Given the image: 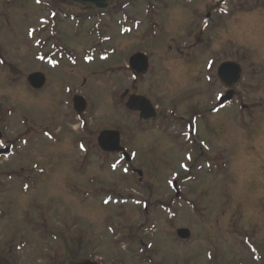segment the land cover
Listing matches in <instances>:
<instances>
[{"label":"rangeland","instance_id":"rangeland-1","mask_svg":"<svg viewBox=\"0 0 264 264\" xmlns=\"http://www.w3.org/2000/svg\"><path fill=\"white\" fill-rule=\"evenodd\" d=\"M233 1L113 0L96 22L95 10L64 0H0L1 145L16 144L0 166V264H264L262 30L256 38L246 29L255 18L240 25L238 12L208 31L210 42L185 34ZM138 53L150 68L135 82L129 60ZM45 56L51 63L37 59ZM205 57L244 68L237 97L217 112L226 89L216 70L210 82L191 77ZM36 71L50 80L40 95L28 84ZM75 93L92 102L83 133ZM135 95L157 120L127 108ZM105 130L121 133L132 161L97 150ZM74 136H85L88 152ZM182 228L191 240L177 237Z\"/></svg>","mask_w":264,"mask_h":264},{"label":"flooded vegetation","instance_id":"flooded-vegetation-1","mask_svg":"<svg viewBox=\"0 0 264 264\" xmlns=\"http://www.w3.org/2000/svg\"><path fill=\"white\" fill-rule=\"evenodd\" d=\"M238 0H234L233 2H231V3H234V4H232V7H233V9H229V8H227V6L226 5H222L221 4V6L220 5H214V8L212 7V8H210V9H212L210 12L209 11H206V14L204 15V21H203V23H202V25H201V27H200V32H199V34H195V29H194V23H193V25H191L190 27V30L188 29V31L187 32H185V34H186V36H188L189 38H191L193 41L195 40V41H200V39L201 38H204V37H206V39L205 40H210V36H208V31L209 32H211V29H213V30H216L218 33H220V31H221V29L223 28V26H225V25H230V24H228V22H226V21H228V19L229 18H231V17H234L235 15H236V13H238V12H240L239 13V16L240 17H238V21H239V19H240V25H242V23L244 24V21H242L241 20V18L242 17H245V18H247L248 17V19H254L255 18V23L253 22V25H249V26H247V28L246 29H252L253 30V33H254V31L256 32V35H255V37L257 38V37H261V36H263V40H264V0H263V2H258V0H252L251 1V3H250V8L249 7H247V3L248 2H241V0L240 1H238ZM236 3V4H235ZM226 6V8L224 9V7ZM243 6H245V7H247L245 10H243L242 9V7ZM237 8V9H236ZM223 9V10H222ZM207 10V9H206ZM231 10V11H230ZM237 11V12H236ZM199 13H202V12H199V11H197L194 15H193V17H192V20L193 21H195L196 19H194L196 16H198L199 15ZM110 12H94L92 15L90 14V16H88L89 18H91V20H96V22H98L99 20H101V19H105V18H108V17H110ZM78 16L79 15H73V17H75V20L76 19H78ZM223 16L225 17V20H222V18H223ZM252 17V18H251ZM199 19V17H197V20ZM260 30H262V34H261V36H260ZM57 36V35H56ZM53 38H49V40H48V42H44V43H47V47L46 48H48V47H50V43L51 42H55L53 39L55 38L54 36H52ZM210 42V41H209ZM63 48H60V47H57L56 48V53H58L60 50H62ZM50 50V49H49ZM53 52H54V50H53ZM51 55V54H50ZM211 61H213V59H208V57H205V58H203V59H200V63H202V66H200V64L199 63H197V60L195 61V64H193L194 66H197V64H199V66H198V68H197V70L195 71V73H191V77H193L195 80V82H198L200 79H199V77L198 76H200V78H201V76H202V78L203 79H205L206 81H208V82H210L211 81V74H210V72L212 71V70H216V72H217V74H216V76H217V79L220 81V83L222 84V82H221V80H220V78L218 77V72H219V68L221 67V65L222 64H224V63H227V62H235V61H232V60H229V61H224V62H221V63H219L218 64V66H213V65H211L210 64V62ZM191 62H192V60H191ZM236 63V62H235ZM238 64H240V63H238ZM243 67V66H242ZM244 69V68H243ZM199 71L201 72V75L199 74L198 75V73H199ZM198 72V73H197ZM35 73H43V72H41V71H36ZM243 73H244V71H243ZM44 75H45V85H44V87L41 89V90H39V91H36V90H34V89H32L30 86V90H31V92H33L34 94H36V95H40V94H42V92H45V90L47 89V87L50 85L49 84V76H48V74H45V73H43ZM198 77V78H197ZM243 80V79H242ZM242 82V81H241ZM240 82V83H241ZM239 83V84H240ZM222 86L226 89V86L225 85H223L222 84ZM237 88V87H236ZM235 90V89H234ZM237 91V90H236ZM227 92H228V90L226 89L225 90V92L223 93V94H221V95H218V97H217V101L218 102H220V100H221V98L222 97H224V96H226V94H227ZM235 92V91H234ZM76 95H78V94H73L72 95V100L71 101H73L74 100V98H75V96ZM82 95V94H81ZM86 96V95H85ZM237 97V96H236ZM235 97V98H236ZM86 99H87V102H86V108H87V110L84 112V113H78L79 111L77 110V109H75V104H74V102L72 103V105L70 106L71 107V111L73 112V117L72 118H74V121H75V123H77V124H75L76 126H79V121L80 122H82L83 123V121L85 122V128H84V130H82L81 132L83 133L84 131H86V129H87V126H88V123H87V118H86V116L88 115V113L90 112V111H92L93 110V107L90 105L91 103H90V99L86 96ZM70 102V101H69ZM64 105H66V104H64ZM242 106V108H243V104L241 105ZM221 107H218V108H214L215 109V111L217 112L219 109H220ZM248 109V108H247ZM199 114V113H198ZM160 114H158V116H159ZM195 115V114H194ZM202 118L204 119V123L207 121V118L208 117H203L202 116ZM190 126V128L193 130L194 129V127H193V124H189ZM3 133V132H2ZM191 135L192 136H194L195 135V133H193V131H191ZM3 138H4V134H3V137H2V140H3ZM71 139H70V142L71 143H73V145H75L77 148H80V144H85L86 143V138H85V136H84V141H83V137H77V136H74V137H70ZM57 143V145L59 144V140L56 142ZM14 145H16V144H10L9 142H7V144L6 145H4V146H0V149H2V148H4V147H7V146H11L12 148H15V146ZM98 147V149L97 150H99L101 153H102V155H104V156H106V158H108V156H110V155H112L111 153H104V152H102L101 151V149H99V145H98V141L96 142V148ZM87 152H88V149H87ZM135 171V170H134ZM143 246H145V247H143V248H146L147 247V245H145V243L143 244ZM147 251V250H146ZM147 260V259H146Z\"/></svg>","mask_w":264,"mask_h":264},{"label":"water","instance_id":"water-1","mask_svg":"<svg viewBox=\"0 0 264 264\" xmlns=\"http://www.w3.org/2000/svg\"><path fill=\"white\" fill-rule=\"evenodd\" d=\"M68 3L75 5H82L86 8H91L96 11L107 10L113 0H64ZM130 65L132 69L137 72L138 75L144 74L149 69V60L144 54H136L130 60ZM219 78L221 82L228 88L230 91L227 96L221 100L220 105H224L225 103L231 101L234 96L233 89L239 84L242 79V67L237 63L228 62L224 63L218 72ZM137 78V75H136ZM30 85L36 89L40 90L45 85V77L43 74H33L29 77ZM127 107L134 112H140V117L142 120H151L157 118V112L152 105V103L142 96H132L127 104ZM75 109L79 111V113H83L86 110V101L84 98L76 97L75 99ZM2 134L0 133V138ZM99 146L104 152L108 153H122L124 152V156L128 161H131L129 154H127L124 148L121 146V135L116 131H105L101 133L99 137ZM9 149L4 151H0V158L9 153ZM139 175L143 177V173L138 171ZM177 235L180 239L187 241L191 239V232L188 229H180L177 232ZM70 264H100L96 261L92 260H81L79 262H72Z\"/></svg>","mask_w":264,"mask_h":264},{"label":"trees","instance_id":"trees-1","mask_svg":"<svg viewBox=\"0 0 264 264\" xmlns=\"http://www.w3.org/2000/svg\"><path fill=\"white\" fill-rule=\"evenodd\" d=\"M186 125V123H184Z\"/></svg>","mask_w":264,"mask_h":264}]
</instances>
